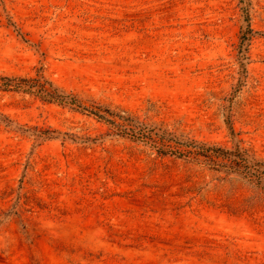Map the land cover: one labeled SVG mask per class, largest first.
Instances as JSON below:
<instances>
[{
  "label": "rangeland",
  "instance_id": "rangeland-1",
  "mask_svg": "<svg viewBox=\"0 0 264 264\" xmlns=\"http://www.w3.org/2000/svg\"><path fill=\"white\" fill-rule=\"evenodd\" d=\"M0 75L86 108L0 90V264H264V189L89 112L264 160V0H0Z\"/></svg>",
  "mask_w": 264,
  "mask_h": 264
},
{
  "label": "trees",
  "instance_id": "trees-1",
  "mask_svg": "<svg viewBox=\"0 0 264 264\" xmlns=\"http://www.w3.org/2000/svg\"><path fill=\"white\" fill-rule=\"evenodd\" d=\"M251 29H245L241 35V46L249 39ZM0 90H15L34 93L48 102L69 105L73 108L86 109L80 104L78 98L56 86L44 75L36 77H21L0 75ZM89 112L99 120L109 124L115 134L131 138H150L157 142L160 140L163 152L203 163L216 171L226 174H235L264 189V160L258 158L241 144L238 139L231 147L208 144L198 140H181L174 134L166 131L156 132L152 137V130L147 128L134 117L119 113L103 105H93ZM226 123L234 138L235 131L231 125L230 114L226 116ZM184 147V153L179 150Z\"/></svg>",
  "mask_w": 264,
  "mask_h": 264
}]
</instances>
